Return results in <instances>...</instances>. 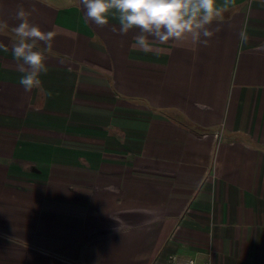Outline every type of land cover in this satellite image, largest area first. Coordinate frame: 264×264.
Listing matches in <instances>:
<instances>
[{"label":"crops","instance_id":"0c3cea01","mask_svg":"<svg viewBox=\"0 0 264 264\" xmlns=\"http://www.w3.org/2000/svg\"><path fill=\"white\" fill-rule=\"evenodd\" d=\"M21 7L55 34L43 91L19 84ZM85 12L0 0V264H264V0L147 53Z\"/></svg>","mask_w":264,"mask_h":264},{"label":"clouds","instance_id":"9594fccd","mask_svg":"<svg viewBox=\"0 0 264 264\" xmlns=\"http://www.w3.org/2000/svg\"><path fill=\"white\" fill-rule=\"evenodd\" d=\"M79 3L86 9L85 19L99 27L115 19L121 35L138 29L140 34L133 38V48L147 53L154 50L155 44L207 45L214 35L210 26L223 20L224 13L235 0H79ZM29 17L30 13L22 7L16 12L20 23L12 29L15 35L12 56L17 62V71L22 74L19 84L24 90L43 91L40 77L49 71L45 52L51 51L55 34L43 31L31 23ZM41 43L44 49L38 47ZM0 50L8 51L3 45Z\"/></svg>","mask_w":264,"mask_h":264},{"label":"built area","instance_id":"2783aa9c","mask_svg":"<svg viewBox=\"0 0 264 264\" xmlns=\"http://www.w3.org/2000/svg\"><path fill=\"white\" fill-rule=\"evenodd\" d=\"M170 264H196L194 259L182 260L179 256L172 255L169 258Z\"/></svg>","mask_w":264,"mask_h":264}]
</instances>
